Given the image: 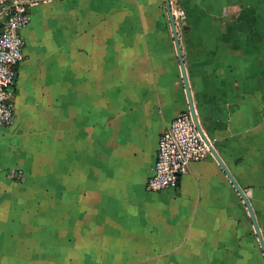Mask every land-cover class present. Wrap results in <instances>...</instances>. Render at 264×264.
Returning <instances> with one entry per match:
<instances>
[{
    "label": "crops",
    "instance_id": "0c3cea01",
    "mask_svg": "<svg viewBox=\"0 0 264 264\" xmlns=\"http://www.w3.org/2000/svg\"><path fill=\"white\" fill-rule=\"evenodd\" d=\"M180 3L199 123L264 236V0ZM30 14L15 121L0 126V264H264L212 153L176 189L148 188L161 135L189 111L165 0H47Z\"/></svg>",
    "mask_w": 264,
    "mask_h": 264
},
{
    "label": "built area",
    "instance_id": "2783aa9c",
    "mask_svg": "<svg viewBox=\"0 0 264 264\" xmlns=\"http://www.w3.org/2000/svg\"><path fill=\"white\" fill-rule=\"evenodd\" d=\"M43 1L47 0H0V126L14 124L15 93L12 86L15 67L24 59L21 30L31 20L30 7ZM170 1L178 26L186 19L187 10L180 0ZM210 153L209 145L197 129L191 112H180L159 139L148 188L154 191L176 189L189 165L204 160ZM11 175L20 176L14 170Z\"/></svg>",
    "mask_w": 264,
    "mask_h": 264
},
{
    "label": "water",
    "instance_id": "95a60500",
    "mask_svg": "<svg viewBox=\"0 0 264 264\" xmlns=\"http://www.w3.org/2000/svg\"><path fill=\"white\" fill-rule=\"evenodd\" d=\"M166 5H167V12H168V16H169V21H170V25L173 31V36H174V40H175V44H176V49H177V53H178V57H179V61L181 64V69H182V77H183V81L185 84V88H186V92H187V96H188V102H189V111L191 112V115L193 117L194 123L197 127V129L199 130V132L201 133L202 137L204 138L205 142L209 145L210 151L211 153L217 158V160L219 161L220 165L222 166V168L225 170L227 176L229 177V179L231 180V182L234 184L236 190L239 192L241 198L243 199V201L245 202L249 213H250V217L252 219L256 234L258 236L261 248L263 250L264 253V236L261 230V227L259 225L258 219L256 217L255 211L251 205V202L249 200V198L246 196L245 191L243 190V188L238 184V182L235 180V178L233 177V175L230 173V171L228 170V168L226 167L225 163L223 162V160L221 159V157L219 156V154L217 153V150L215 149L214 145L211 144L209 138L206 136V134L204 133L196 111H195V106H194V102H193V98L191 95V88H190V84H189V80H188V76H187V72H186V68H185V61H184V57H183V53H182V48L180 45V41H179V36H178V32H177V26L172 14V7H171V1L170 0H165ZM228 12V10H226V13ZM17 80V74L15 73V78H14V84L16 83Z\"/></svg>",
    "mask_w": 264,
    "mask_h": 264
}]
</instances>
